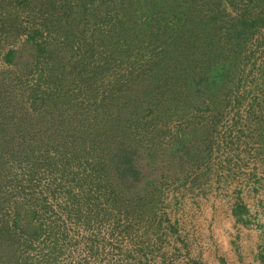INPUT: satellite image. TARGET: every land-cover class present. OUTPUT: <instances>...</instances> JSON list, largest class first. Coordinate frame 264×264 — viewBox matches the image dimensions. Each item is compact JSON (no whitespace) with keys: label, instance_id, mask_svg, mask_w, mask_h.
<instances>
[{"label":"trees","instance_id":"16d2710c","mask_svg":"<svg viewBox=\"0 0 264 264\" xmlns=\"http://www.w3.org/2000/svg\"><path fill=\"white\" fill-rule=\"evenodd\" d=\"M262 27L264 0H0V257L55 233L33 198L45 174L77 220L159 229L166 173L209 157L213 112ZM190 109L206 116L169 144L151 135Z\"/></svg>","mask_w":264,"mask_h":264},{"label":"rangeland","instance_id":"374dc122","mask_svg":"<svg viewBox=\"0 0 264 264\" xmlns=\"http://www.w3.org/2000/svg\"><path fill=\"white\" fill-rule=\"evenodd\" d=\"M236 72L228 83L223 107L213 112L216 124L211 128L209 157L175 177L171 169L166 173L171 181H164L162 187L160 212L164 219L159 229L136 220L127 228L124 220L103 217L102 212L77 220L66 213L71 200L64 189L54 183L50 186L53 179L45 174L33 198L44 201L39 203L47 211L41 208L38 221L57 224L55 235L42 233L31 240L20 236L14 253H5L0 264L187 263L181 237H193L185 229L194 225L190 212L196 204L213 197L214 191L248 185L252 179L264 192V27L242 48ZM166 114L169 118L159 127L161 131L151 132L160 134L164 145L169 144L176 128L186 129L193 119L206 116L192 109L181 117Z\"/></svg>","mask_w":264,"mask_h":264},{"label":"crops","instance_id":"0c3cea01","mask_svg":"<svg viewBox=\"0 0 264 264\" xmlns=\"http://www.w3.org/2000/svg\"><path fill=\"white\" fill-rule=\"evenodd\" d=\"M213 193L191 209L194 225L185 233L193 237H181L185 264H264V192L258 183Z\"/></svg>","mask_w":264,"mask_h":264}]
</instances>
